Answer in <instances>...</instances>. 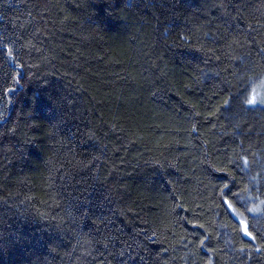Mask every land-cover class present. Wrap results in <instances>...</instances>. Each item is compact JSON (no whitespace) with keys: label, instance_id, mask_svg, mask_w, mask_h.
<instances>
[{"label":"trees","instance_id":"trees-1","mask_svg":"<svg viewBox=\"0 0 264 264\" xmlns=\"http://www.w3.org/2000/svg\"><path fill=\"white\" fill-rule=\"evenodd\" d=\"M263 86L264 0H0V264H264Z\"/></svg>","mask_w":264,"mask_h":264},{"label":"snow or ice","instance_id":"snow-or-ice-1","mask_svg":"<svg viewBox=\"0 0 264 264\" xmlns=\"http://www.w3.org/2000/svg\"><path fill=\"white\" fill-rule=\"evenodd\" d=\"M256 99H257V97H256L255 95H253V97L248 101V103H250V104H254V103L256 102ZM260 102H261V103H264V98H261ZM243 231H244V233H245L246 235L251 236V233L248 231V226H247V224H244V225H243Z\"/></svg>","mask_w":264,"mask_h":264},{"label":"rangeland","instance_id":"rangeland-1","mask_svg":"<svg viewBox=\"0 0 264 264\" xmlns=\"http://www.w3.org/2000/svg\"><path fill=\"white\" fill-rule=\"evenodd\" d=\"M263 88H264V86H263ZM259 90H264V89H258L256 92V94H252V97H253V95H255L256 97H257V99H259V103L258 104H250V103H248L250 106H252V107H254V106H257V105H264V103H261L260 102V100H261V98H264V92L262 93V94H260V92H258ZM260 95V96H259ZM257 99H256V101H257Z\"/></svg>","mask_w":264,"mask_h":264}]
</instances>
